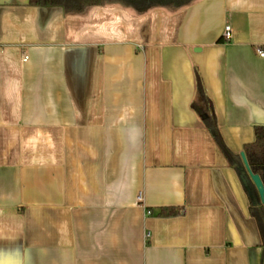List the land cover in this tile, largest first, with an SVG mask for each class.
I'll list each match as a JSON object with an SVG mask.
<instances>
[{
  "label": "crops",
  "instance_id": "0c3cea01",
  "mask_svg": "<svg viewBox=\"0 0 264 264\" xmlns=\"http://www.w3.org/2000/svg\"><path fill=\"white\" fill-rule=\"evenodd\" d=\"M258 47L264 0H0V264H264Z\"/></svg>",
  "mask_w": 264,
  "mask_h": 264
},
{
  "label": "trees",
  "instance_id": "16d2710c",
  "mask_svg": "<svg viewBox=\"0 0 264 264\" xmlns=\"http://www.w3.org/2000/svg\"><path fill=\"white\" fill-rule=\"evenodd\" d=\"M194 0H30V4L39 7H53L59 6L64 9L66 13H81L91 6L106 5L111 2H120L136 11L143 13L149 11L155 6H169V7H182L190 4ZM199 99L194 102L193 107L202 116H205L210 122L214 121L212 114L213 107L211 101L208 99L204 87L199 81L198 84ZM216 137L218 133L213 131ZM219 138V137H218ZM244 153L248 160L249 166L254 174H258L264 183V125L256 126V139L253 143L245 146ZM260 211L264 215V203L258 200ZM252 211L256 213L254 206L251 207ZM180 211L177 209H165L162 211L163 215L171 216L176 215ZM260 221V228L264 236V217Z\"/></svg>",
  "mask_w": 264,
  "mask_h": 264
},
{
  "label": "water",
  "instance_id": "95a60500",
  "mask_svg": "<svg viewBox=\"0 0 264 264\" xmlns=\"http://www.w3.org/2000/svg\"><path fill=\"white\" fill-rule=\"evenodd\" d=\"M242 157L244 159V162H245V165L249 171V174L256 186V188L258 189L259 191V194H260V197H261V200L264 202V183L261 179V177L258 175V174H254L249 166V163H248V160L246 158V155L245 153H242Z\"/></svg>",
  "mask_w": 264,
  "mask_h": 264
},
{
  "label": "built area",
  "instance_id": "2783aa9c",
  "mask_svg": "<svg viewBox=\"0 0 264 264\" xmlns=\"http://www.w3.org/2000/svg\"><path fill=\"white\" fill-rule=\"evenodd\" d=\"M232 29L229 25H227L224 29L223 37L225 38L226 41H230L232 39ZM257 52L261 57H264V47H258ZM141 199V196H140ZM150 233H148V237H150Z\"/></svg>",
  "mask_w": 264,
  "mask_h": 264
}]
</instances>
